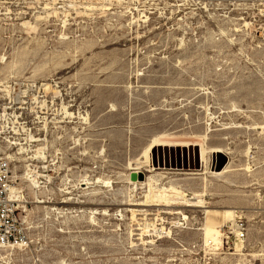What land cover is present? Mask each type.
<instances>
[{
	"label": "rangeland",
	"instance_id": "obj_1",
	"mask_svg": "<svg viewBox=\"0 0 264 264\" xmlns=\"http://www.w3.org/2000/svg\"><path fill=\"white\" fill-rule=\"evenodd\" d=\"M242 79L259 92L238 95ZM0 116L1 157L29 200L25 245L0 264H264V0H0ZM156 133L197 154L157 148L134 170ZM201 140L225 150L207 170ZM44 144L48 162L31 159ZM34 167L51 176L41 205L22 179ZM151 178L201 207H142ZM205 223L217 242L202 240Z\"/></svg>",
	"mask_w": 264,
	"mask_h": 264
},
{
	"label": "bare ground",
	"instance_id": "obj_2",
	"mask_svg": "<svg viewBox=\"0 0 264 264\" xmlns=\"http://www.w3.org/2000/svg\"><path fill=\"white\" fill-rule=\"evenodd\" d=\"M176 62H177L178 65H180L178 61H176ZM257 83H258L257 80L250 81V80L242 79L241 81L235 83L233 86L236 87L235 92L238 95H242V94L250 92V91H252L254 89H256L255 90L256 92H259V87L257 86ZM62 100L63 99H61L60 102H62ZM36 103H38V102H36ZM38 104H40V103H38ZM66 106H68V105H66ZM66 106L62 105V107H61V111L62 112L60 114H63L65 118L66 117H69V118L74 117L73 113H70L68 111V107H66ZM40 107H42V104H41ZM111 107H114V105L112 104ZM183 110L184 109H182L179 113L183 112ZM188 110L191 111V112L193 111L191 109H188ZM153 111H155V110H153ZM80 117L81 118H79V119L81 121H83L84 123L87 121V118H86L87 116L86 117L85 116H80ZM16 119H18V118H16ZM0 120H1V116H0ZM4 121H6L5 116H4ZM176 125H177V119L174 122H171V123H169V122H161V126L162 127L170 128L172 126L174 128V127H176ZM225 129L235 130L236 132L241 133V134H243V132H244L243 125L234 124V123L230 124V126L225 128ZM257 129H259V128H257ZM156 134H160V135H156ZM156 134L153 135L154 137H152L151 140L145 146V149H144V152H143V155H144L143 157L145 158L144 162H140L139 161L140 163L137 162L136 164H132L131 165V166H133L134 170L139 171V172H145V171L148 172V170H146V169L147 168L148 169L152 168L153 153H154L155 149H157V148H164V150H166L167 148L168 149L171 148V149H174L176 151V153L180 154L181 151L183 152V149H184V151H185L186 148H188L190 150L194 146V148H195V153L194 154H197V148H196V146L198 145L197 143L196 144L190 143V142H188V143L184 142L183 144L172 143L171 141L166 139V137L169 136V135L166 136V134H164V133H156ZM29 138H30V143H31V141L32 142H39L40 141V139H35L31 135H29ZM43 143H45V142H43ZM76 143L79 145V141L78 140L76 141ZM199 143L201 144V161H202V165L205 166V169L207 170L208 169V164H209V159L211 158V156H214L215 154L220 153V152L224 153L225 150L223 149L224 148L223 141L222 140H218V141L209 142V143H207V144H210V147H208V148L204 147V141L201 140ZM45 145L46 144H44V146H42V147L37 146L38 148L35 150V153L33 152L34 154L31 156V159H34V161L35 160H39V161H42L43 163L48 162L46 160L47 146H45ZM25 151L26 150L21 147L20 151L18 152V155L20 154V156H21ZM207 151H209V154L207 153ZM246 151H247V154H248V151H250V150L246 149ZM25 154H26V152H25ZM98 154H99V151H98ZM199 154H200V151H199ZM189 156H191V155H189ZM247 156L250 157L249 154ZM8 157L9 156L4 157V158L7 159L10 162L11 157H10V159ZM29 161H31V160H29ZM54 165H55V163H54ZM36 167H34V169L32 171L27 169V171L22 175V179L24 180V183L27 185V187L32 192L33 198L35 199V201L30 202V203H32L34 205L35 204L36 205H41V204L48 203V202H45V201L40 199V196L42 194H44L43 192L45 191V188H46L45 186H43V184H44L43 179L47 183V180H50L51 176L44 174L43 171L36 170ZM40 168L41 169H45L46 166H42ZM246 170L248 171L249 167H247ZM11 171H12V169H11ZM193 175H197V174H193ZM11 178H12V180H11V185L9 187L10 188L9 197L13 198V201H15L17 203L18 208L21 209L22 213L25 215L26 210H25L23 205L26 206L28 204L26 201H29V200L26 198V196L24 194L23 187H20L18 184H16V181H14V179L17 180L16 173H14V176L12 174ZM81 182H82V185H85V184L89 183L87 178H83L81 180ZM105 183H106L107 186L110 184L109 182H105ZM189 185L191 187L194 186L193 184H189ZM147 186H148V194L146 196L145 204L142 205V207H148V208L162 207V208H164L165 206L170 205V199L171 198H174L175 200L182 201L180 203L181 204H186L187 207H201V206H198V205L203 203L202 200H199V201H197L195 203H193V202L191 203L189 200H187L185 198V194H184V192L182 190V187L180 186V183L179 184L172 183L168 187H160V186H157L155 184L154 179L151 178V179H148ZM191 189L192 188H190L189 190H191ZM60 191H64L66 194L70 193L69 191L66 190V188L65 189H61ZM41 198H43V197L41 196ZM166 214H169V215H178V214H180L183 221H188V217H186V215H184L181 212H176L175 209H171V211L170 212H166ZM24 215L22 216V220H23L24 231L27 233V230H28V227L26 226V224H27L26 219L27 218ZM236 216H238L236 210H231L230 209V210H225V211L221 212V217L223 218L224 222H232L233 220H235ZM133 218H135V212L133 213ZM142 230H143L142 235H147L148 233H151L152 231H154L156 233L157 237H159V239L163 238V237H161V234H163L162 233L163 229H158L156 224H146L145 226H143ZM240 230H243L244 233L242 234V232ZM200 231H202V234H203L202 235L203 236L202 240L205 242L206 245L216 241L218 236L220 235L219 227L211 225V224H208V223H205L203 225L202 229H200ZM166 233L167 232H165V234ZM27 235H28V233H27ZM235 235H237L238 237L243 236L240 239V241H242L243 238L246 235V228L243 229L242 226L239 224V222H237V224L235 225ZM24 245H25L24 242H17V243H13V244H7V245H4V246H0V250H6V251H3V252H9V251H12V250H14L16 248H23ZM7 250H9V251H7Z\"/></svg>",
	"mask_w": 264,
	"mask_h": 264
},
{
	"label": "built area",
	"instance_id": "obj_3",
	"mask_svg": "<svg viewBox=\"0 0 264 264\" xmlns=\"http://www.w3.org/2000/svg\"><path fill=\"white\" fill-rule=\"evenodd\" d=\"M7 135L9 136V134ZM1 154L0 150V246H4L21 241L24 234V226L21 209L18 208L13 198L9 197V187L12 180L11 163L1 157ZM240 231L242 232L243 230ZM242 237L236 235L239 240Z\"/></svg>",
	"mask_w": 264,
	"mask_h": 264
}]
</instances>
